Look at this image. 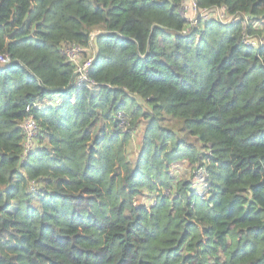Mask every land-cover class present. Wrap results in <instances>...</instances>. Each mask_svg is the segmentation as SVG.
<instances>
[{
    "label": "trees",
    "instance_id": "16d2710c",
    "mask_svg": "<svg viewBox=\"0 0 264 264\" xmlns=\"http://www.w3.org/2000/svg\"><path fill=\"white\" fill-rule=\"evenodd\" d=\"M193 1L0 0V264H264V0Z\"/></svg>",
    "mask_w": 264,
    "mask_h": 264
},
{
    "label": "built area",
    "instance_id": "2783aa9c",
    "mask_svg": "<svg viewBox=\"0 0 264 264\" xmlns=\"http://www.w3.org/2000/svg\"><path fill=\"white\" fill-rule=\"evenodd\" d=\"M192 2H193V9L196 12V16H195L194 20L196 19L197 16H202V17L209 16L206 12L207 10H205V9L198 10V8L196 7V4L194 3L193 0H192ZM217 16L221 20H226V21L230 20V18H228L224 14V12H222V11H218ZM183 18H185V16H183ZM187 21H189V20H187ZM244 41L246 44L253 45V46L262 43V41L256 40V39L251 38V37H245ZM62 52L69 61H72L75 64V74H76L77 85L80 86L83 84H87V82H90V79L88 78V70L91 66L93 56L90 55L86 58L84 56L82 57V53L85 52V50L81 46H79L78 44H74V43L65 44L62 47ZM3 61H4V57L2 55H0V62H3ZM30 107H31V105L27 106L26 110L28 111L30 109ZM22 127H23V131H24V151H25V153H28L31 150V147L33 144V138L37 132V123H36L35 119L29 115L23 121Z\"/></svg>",
    "mask_w": 264,
    "mask_h": 264
},
{
    "label": "rangeland",
    "instance_id": "374dc122",
    "mask_svg": "<svg viewBox=\"0 0 264 264\" xmlns=\"http://www.w3.org/2000/svg\"><path fill=\"white\" fill-rule=\"evenodd\" d=\"M179 10H180L179 12H181L180 14L182 16H185V18L187 20H189L188 22L194 23V18L196 16V12L193 9L192 0H183ZM88 56H90V55H88ZM82 57H83V53H82ZM137 137H138L137 135H135L133 137L132 143L130 145V147H132L130 155H132L133 151L136 150V148H137V142H138ZM176 170H178V171L181 170V167H178Z\"/></svg>",
    "mask_w": 264,
    "mask_h": 264
},
{
    "label": "crops",
    "instance_id": "0c3cea01",
    "mask_svg": "<svg viewBox=\"0 0 264 264\" xmlns=\"http://www.w3.org/2000/svg\"><path fill=\"white\" fill-rule=\"evenodd\" d=\"M57 101V100H56Z\"/></svg>",
    "mask_w": 264,
    "mask_h": 264
}]
</instances>
